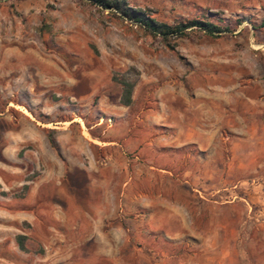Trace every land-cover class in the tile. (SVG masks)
<instances>
[{
	"label": "rangeland",
	"instance_id": "1",
	"mask_svg": "<svg viewBox=\"0 0 264 264\" xmlns=\"http://www.w3.org/2000/svg\"><path fill=\"white\" fill-rule=\"evenodd\" d=\"M127 1L160 22L212 18L227 30L164 38L83 0H0V264H264V164L247 181L220 165L217 184L198 186L213 190V230L207 210L194 207L185 218L195 229L147 232L149 247L131 220L117 248L113 232L99 239V231H85L98 221L87 214L94 188L68 147L82 145L81 131L102 120L107 82H133L138 108L170 90L184 115L201 113L212 96L222 118L260 114L264 106V0ZM210 84L219 85L217 93ZM242 90L255 108L234 109ZM92 154L100 151L92 147ZM229 154L221 150L220 160ZM122 169L123 181L131 167ZM230 201L238 214L228 210Z\"/></svg>",
	"mask_w": 264,
	"mask_h": 264
},
{
	"label": "crops",
	"instance_id": "2",
	"mask_svg": "<svg viewBox=\"0 0 264 264\" xmlns=\"http://www.w3.org/2000/svg\"><path fill=\"white\" fill-rule=\"evenodd\" d=\"M210 86L218 92V84ZM137 91L134 86L131 103L123 105L121 85L107 82L99 101L102 120L81 131L82 145L72 143L68 147L69 151L76 148L79 166L94 188L90 189L89 195L95 196L88 201L91 211L87 214L92 218L98 215V221L86 224L85 231H90L89 236L93 235L91 231H99V239L113 232L119 241L112 245L117 248L123 245V232L130 231L126 224L131 220L136 239H143V246L149 247L150 242L142 237L147 232L195 229L187 227L185 218L188 209L194 207L207 210L211 220L207 229L213 230L219 209L213 190L203 193L198 186L212 188L217 184L220 165L230 166L233 180L241 177L239 181H247L252 168L264 164V106L260 114L238 112L222 118L217 98L212 96L210 102L201 103V113L184 115V104L175 91H168L156 104L140 108ZM241 93L234 109L249 111L254 107L250 104L253 97L246 90ZM261 101L264 105V96ZM229 106H233L231 101ZM92 147L100 151L98 156L92 154ZM221 150L230 152L222 161ZM122 167H131L129 178L123 181L117 176ZM227 207L233 215L239 213L238 203L230 201ZM130 213L134 214L132 219Z\"/></svg>",
	"mask_w": 264,
	"mask_h": 264
},
{
	"label": "trees",
	"instance_id": "3",
	"mask_svg": "<svg viewBox=\"0 0 264 264\" xmlns=\"http://www.w3.org/2000/svg\"><path fill=\"white\" fill-rule=\"evenodd\" d=\"M91 4L99 6L103 9H109L112 13H118L119 16L127 18L132 22L138 23L148 30L153 35H159L164 38L169 36H182L186 35L188 29H196L204 31L205 33L218 36L219 33L227 30L226 27H221L213 22L212 18L207 20H187L180 21L177 24H169L166 22H160L152 18L148 12L141 8H135L131 6L127 0H83ZM115 80L121 85L122 92L120 95V103L123 105H129L132 101V90L134 87L133 82H128L125 79ZM22 238V235L18 236ZM18 245L21 249H24L23 242L18 240Z\"/></svg>",
	"mask_w": 264,
	"mask_h": 264
}]
</instances>
